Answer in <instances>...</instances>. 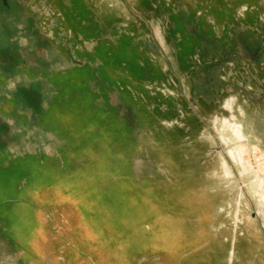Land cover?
Returning a JSON list of instances; mask_svg holds the SVG:
<instances>
[{"label": "rangeland", "instance_id": "obj_1", "mask_svg": "<svg viewBox=\"0 0 264 264\" xmlns=\"http://www.w3.org/2000/svg\"><path fill=\"white\" fill-rule=\"evenodd\" d=\"M12 4L0 264L262 262L264 0Z\"/></svg>", "mask_w": 264, "mask_h": 264}, {"label": "crops", "instance_id": "obj_2", "mask_svg": "<svg viewBox=\"0 0 264 264\" xmlns=\"http://www.w3.org/2000/svg\"><path fill=\"white\" fill-rule=\"evenodd\" d=\"M251 215H252V218L249 220V227L251 229V226L254 225V227L256 228V234H258V237L254 238L255 246L258 247L257 249L259 250V252L257 253L258 254L257 258L259 259L258 260L259 262L262 261V262H260L261 264H264V250H260L261 248L264 249V237H262V232H264V221L258 219V215H254V213H251ZM244 227H246V226L244 225ZM245 231H246V229H245ZM257 232H259V233H257ZM244 235H246V234L244 233ZM232 241H233V247H232L233 249L230 251L232 258L229 262H231L233 260V255H234V248H235L234 245H235V241H236V235H234V234L232 235ZM249 241H251V236L249 238ZM254 261L255 260L252 261V264L254 263ZM260 263L255 261L254 264H260ZM249 264H251V263H249Z\"/></svg>", "mask_w": 264, "mask_h": 264}, {"label": "bare ground", "instance_id": "obj_3", "mask_svg": "<svg viewBox=\"0 0 264 264\" xmlns=\"http://www.w3.org/2000/svg\"><path fill=\"white\" fill-rule=\"evenodd\" d=\"M7 6V5H6ZM17 7L15 6V5H11L7 10L6 9H4L3 7H2V5H1V7H0V10H2V11H4V12H6L7 14H9V13H11V12H13V13H17L18 11H17ZM236 125V124H235ZM230 126V125H229ZM238 127H239V124L237 125ZM238 127H234L233 125H231V127H229V129L231 130V133H232V135H233V137H238L239 136V134L238 133H240V132H238L237 130H239V128ZM238 128V129H237ZM240 131V130H239ZM242 135V134H241ZM240 135V136H241ZM243 137H244V135H242ZM241 138V137H240ZM238 153H240V152H238ZM239 155V154H238ZM240 160V159H239ZM244 162V161H243ZM226 170V169H225ZM226 172H228V171H225V173ZM228 174V173H227ZM258 181H257V185H259L258 187H260L259 189L261 190V191H264V180H262V179H257ZM161 256H162V258L164 259V257H163V255L161 254ZM167 259H170V256H168V258Z\"/></svg>", "mask_w": 264, "mask_h": 264}]
</instances>
